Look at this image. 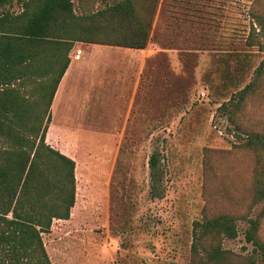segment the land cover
<instances>
[{"label": "rangeland", "instance_id": "1", "mask_svg": "<svg viewBox=\"0 0 264 264\" xmlns=\"http://www.w3.org/2000/svg\"><path fill=\"white\" fill-rule=\"evenodd\" d=\"M72 1L76 14L87 15L119 0ZM133 2L139 14L152 11L133 119L113 149L102 189L82 185L91 181L80 171L90 170L74 157V206L41 234L47 254L52 264H202L203 250L191 251L193 222L227 213L237 230L220 239L229 263L264 264L245 239L248 219L264 210V198H253L264 152L245 146L247 134H264V0ZM3 10L17 13L21 3ZM47 142L100 162L94 146ZM257 235L264 242V216Z\"/></svg>", "mask_w": 264, "mask_h": 264}, {"label": "trees", "instance_id": "2", "mask_svg": "<svg viewBox=\"0 0 264 264\" xmlns=\"http://www.w3.org/2000/svg\"><path fill=\"white\" fill-rule=\"evenodd\" d=\"M11 1L0 0V7ZM17 1L19 12H0V264H52L41 234L53 219L69 218L76 190L75 161L46 142L50 104L68 52L75 41L144 49L152 11L139 14L133 0L87 15L76 14L72 0ZM249 86L238 91L234 107ZM245 146L264 152V134H247ZM155 163L152 153L151 169ZM253 198H264V170L254 172ZM263 216L264 210L248 219L245 239L264 260L257 235ZM236 235L231 214L194 220L191 251L203 250L202 264H230L220 239Z\"/></svg>", "mask_w": 264, "mask_h": 264}, {"label": "crops", "instance_id": "3", "mask_svg": "<svg viewBox=\"0 0 264 264\" xmlns=\"http://www.w3.org/2000/svg\"><path fill=\"white\" fill-rule=\"evenodd\" d=\"M74 49L82 50L78 59L73 57ZM68 57L69 64L50 104L46 142L70 141L96 147L97 165L83 153L67 154L47 142L74 161L75 156L84 158L90 171L80 172L91 182L82 185L102 189L100 186L105 187L112 174L113 149L121 143L123 129L133 119L149 50L76 41ZM49 128H53L51 140L47 138ZM74 174L77 187L76 161Z\"/></svg>", "mask_w": 264, "mask_h": 264}, {"label": "built area", "instance_id": "4", "mask_svg": "<svg viewBox=\"0 0 264 264\" xmlns=\"http://www.w3.org/2000/svg\"><path fill=\"white\" fill-rule=\"evenodd\" d=\"M82 50L81 49H74L73 57L78 59L81 56Z\"/></svg>", "mask_w": 264, "mask_h": 264}]
</instances>
